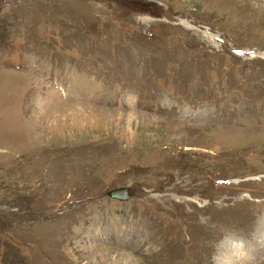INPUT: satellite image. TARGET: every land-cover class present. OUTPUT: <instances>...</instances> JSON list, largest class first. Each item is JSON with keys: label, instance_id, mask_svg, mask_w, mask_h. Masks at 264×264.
<instances>
[{"label": "rangeland", "instance_id": "374dc122", "mask_svg": "<svg viewBox=\"0 0 264 264\" xmlns=\"http://www.w3.org/2000/svg\"><path fill=\"white\" fill-rule=\"evenodd\" d=\"M263 240L264 0H0V264H264Z\"/></svg>", "mask_w": 264, "mask_h": 264}, {"label": "bare ground", "instance_id": "6f19581e", "mask_svg": "<svg viewBox=\"0 0 264 264\" xmlns=\"http://www.w3.org/2000/svg\"><path fill=\"white\" fill-rule=\"evenodd\" d=\"M72 106L71 107H68L67 106V107H64L62 109L63 110H66V111H72V110H74L78 114L79 118L76 117V116L74 117V120H75V123H76L75 125L82 124V122L85 121V120H88V118H98V117L101 116V113L100 112H102V113L104 112L103 109L100 110L98 108L85 107V106H82V105H74L73 107ZM62 109H60V110H62ZM52 123L54 124V126L58 124L55 121L52 122ZM111 198H114V197H111ZM107 251L109 252L108 255H110V253H111L110 248H107ZM114 252H115V250H114ZM112 254H113V252H112ZM109 257H110V259H113V258L115 259V256H113V255H110Z\"/></svg>", "mask_w": 264, "mask_h": 264}, {"label": "water", "instance_id": "95a60500", "mask_svg": "<svg viewBox=\"0 0 264 264\" xmlns=\"http://www.w3.org/2000/svg\"><path fill=\"white\" fill-rule=\"evenodd\" d=\"M109 197H114L117 199H125V189L123 187H119L118 189H112L108 191Z\"/></svg>", "mask_w": 264, "mask_h": 264}]
</instances>
